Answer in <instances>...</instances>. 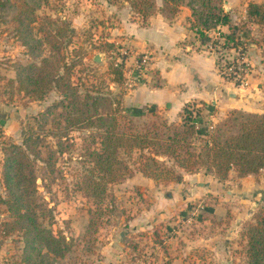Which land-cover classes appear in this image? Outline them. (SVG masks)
<instances>
[{
    "label": "rangeland",
    "instance_id": "374dc122",
    "mask_svg": "<svg viewBox=\"0 0 264 264\" xmlns=\"http://www.w3.org/2000/svg\"><path fill=\"white\" fill-rule=\"evenodd\" d=\"M12 1L20 4L18 0ZM250 1L264 0H223V6L231 21L240 26L237 42L243 48L247 63L244 80L234 87L245 105L237 109L264 112V92H261L264 82V42L257 44L254 41L260 39L262 26L246 19V7ZM124 18L127 21L136 20L140 24L146 21L131 9L127 0H43L35 10V20L31 23L33 36L41 39V49L38 51L21 40L11 10L2 12L0 264H21L22 246L17 231L5 233V223L11 214L1 201L5 197L1 181V147L9 141L22 142V132L30 124L43 130L49 144H53L55 137L61 136V144L53 146L58 156L55 180L49 188H44L40 178L37 180L38 190L49 202L54 216L46 224L71 246L65 256L53 257L52 264H247L245 230L248 222L253 220L252 215L264 194V167L243 183L233 171H229L227 178L218 179L210 173H204L203 169L194 172L181 170L182 180L175 181L153 179L132 166V170L121 180L108 186L105 214L100 217L94 230L86 232L91 202L76 183L84 164V146L88 142L84 137L86 132L74 129L69 132L71 140H66L61 135L63 127L57 124L58 118L54 123L41 119L40 113L47 105L60 99V92L49 88L37 92V98H30L31 94L18 88L16 68L22 63L40 62L58 46L61 63L63 58L67 62H75L72 69L74 80L84 82L89 88L98 86L101 92L122 89L126 107L124 97L127 88L143 81L149 59L144 62L142 71L138 72L132 66L133 58L136 61L140 53H134L131 42L117 31ZM243 22L245 25L241 28ZM221 28L218 25L215 30L208 31L211 38L205 46L214 52L219 62V73L230 76L235 65L228 66L227 62L233 61L240 48L221 46L224 40L223 36L219 37ZM213 39L219 40V43H212ZM107 40L114 41L116 46L106 50L107 46L102 45ZM189 41L181 39L179 43ZM209 44H212L211 48ZM96 53H99L98 61L94 60ZM123 54L126 55L124 78L117 84L112 81L108 66L109 63L121 61L120 56ZM149 71L151 82L158 81L157 74L148 68ZM131 77H136L137 81L135 84L132 81V85L128 86L126 82ZM11 78L13 83L9 81ZM234 79H231V84ZM153 106L149 103L141 108L143 115L138 117L140 121L153 118L150 113L153 109L169 120L180 118L178 113L174 117H166L159 112L163 108ZM225 115H216L210 120L216 122ZM48 130L55 131V136L49 135ZM41 164L36 162L38 176L41 174ZM195 181L209 182L210 190L205 192V187L193 185Z\"/></svg>",
    "mask_w": 264,
    "mask_h": 264
},
{
    "label": "trees",
    "instance_id": "16d2710c",
    "mask_svg": "<svg viewBox=\"0 0 264 264\" xmlns=\"http://www.w3.org/2000/svg\"><path fill=\"white\" fill-rule=\"evenodd\" d=\"M18 1L20 4L0 0V17L3 11L10 9L23 43L40 51L41 39L33 36L31 23L43 0ZM127 1L131 9L145 19L157 11L172 17L181 5H186L190 8L189 27L197 33L201 43L207 44L210 40L208 31L226 24L228 32L219 30V37H224L221 46L230 49L240 46L237 42L240 26L231 21L223 0H162L160 6L156 0ZM246 19L262 26L260 39L254 41L257 44L264 42V1L248 2ZM103 43L106 50L116 46L111 40ZM212 43L218 44L219 40L213 39ZM55 49L40 62L19 64L16 82L19 89L31 94L30 98H37L36 93L44 89L55 88L60 92V99L47 105L40 115L45 122L54 123L58 118L64 139L71 140L69 132L74 129L86 132L84 164L76 180L78 189L91 202L86 232L94 230L105 214L108 186L121 180L132 166L153 179L175 181L182 180L181 170L203 169L204 173L225 179L230 169H234L237 176H243L256 174L264 167V112L234 108L222 119L212 122L200 104L187 101L178 112V120L162 117L153 109L150 111L153 118L140 121L138 117L143 115L142 110L136 112L124 106L122 89L101 92L98 86L89 88L84 82L74 80L75 62L63 58L61 63L58 46ZM239 52L244 54L242 47ZM120 57L121 61L108 66L111 79L117 84L124 78L126 55ZM218 63L216 59L217 68ZM220 74L225 79L234 78L223 72ZM9 81L13 83L14 80ZM240 82L239 77L234 79V83ZM48 133L56 134L53 130ZM22 135V142L9 141L1 147V181L5 191L1 201L11 214L5 223V233L18 232L22 242L21 264H52L53 257L65 256L71 246L48 227L54 216L49 202L38 190L37 180H42L44 188H49L55 180L58 156L53 146L61 144V136L49 144L43 130L32 124ZM37 161L42 163L39 176ZM252 217L245 230L247 264H264V194Z\"/></svg>",
    "mask_w": 264,
    "mask_h": 264
},
{
    "label": "crops",
    "instance_id": "0c3cea01",
    "mask_svg": "<svg viewBox=\"0 0 264 264\" xmlns=\"http://www.w3.org/2000/svg\"><path fill=\"white\" fill-rule=\"evenodd\" d=\"M161 2L156 3L160 6ZM189 17L190 8L181 5L174 16L167 17L157 11L143 24L122 19L117 31L131 42L134 53L148 55L147 70L152 69L158 77V81L151 82V71L146 70L142 82L127 88L126 107L139 112L152 103L157 109L163 108L159 112L166 117H174L185 102L192 101L200 104L211 118L226 114L232 108H244L240 94L234 90L236 83L231 84V80L226 81L228 79L219 73L214 52L201 43L197 33L189 27ZM221 26V31L228 30L226 24ZM181 39L190 41L179 43ZM130 58L132 61V56ZM131 63L135 66L134 58ZM262 87L261 92H264V82ZM230 171L243 183L254 175L237 176L234 169ZM209 185H202L205 192L210 190Z\"/></svg>",
    "mask_w": 264,
    "mask_h": 264
},
{
    "label": "built area",
    "instance_id": "2783aa9c",
    "mask_svg": "<svg viewBox=\"0 0 264 264\" xmlns=\"http://www.w3.org/2000/svg\"><path fill=\"white\" fill-rule=\"evenodd\" d=\"M211 47H212V44H209V48H211ZM148 58H149L148 55L144 53V54L141 55V58L139 60L138 59L136 60V63H135L136 71L139 72V71L143 70L144 62H146ZM229 63L230 64L228 66L235 65L234 70L232 71V73H229V75L234 76V78H238L239 77L241 79V81H243L244 80V75L247 72V63L245 62L244 54H240V52L238 51V55L233 58V61L230 60ZM239 69H241V70H239ZM236 74H238V75H236ZM129 80L130 81L126 82L128 84V86L132 85V81L135 84L136 81H137V78L136 77H131Z\"/></svg>",
    "mask_w": 264,
    "mask_h": 264
},
{
    "label": "water",
    "instance_id": "95a60500",
    "mask_svg": "<svg viewBox=\"0 0 264 264\" xmlns=\"http://www.w3.org/2000/svg\"><path fill=\"white\" fill-rule=\"evenodd\" d=\"M99 59H100V58H99V53H96V54L94 55V60L98 61ZM205 183L208 184L209 182L195 181V182H193L192 184H193V185H200V186H202V185H204ZM260 192L263 193V190L261 189Z\"/></svg>",
    "mask_w": 264,
    "mask_h": 264
}]
</instances>
